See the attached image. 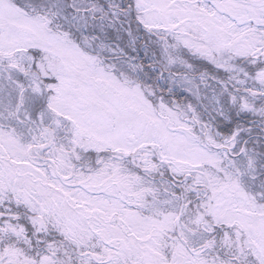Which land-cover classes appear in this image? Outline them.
<instances>
[{"label":"snow or ice","instance_id":"obj_1","mask_svg":"<svg viewBox=\"0 0 264 264\" xmlns=\"http://www.w3.org/2000/svg\"><path fill=\"white\" fill-rule=\"evenodd\" d=\"M0 264H264V0H0Z\"/></svg>","mask_w":264,"mask_h":264}]
</instances>
